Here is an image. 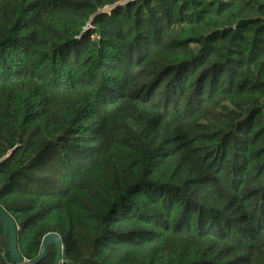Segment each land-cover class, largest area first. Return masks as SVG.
Returning a JSON list of instances; mask_svg holds the SVG:
<instances>
[{
    "label": "trees",
    "instance_id": "16d2710c",
    "mask_svg": "<svg viewBox=\"0 0 264 264\" xmlns=\"http://www.w3.org/2000/svg\"><path fill=\"white\" fill-rule=\"evenodd\" d=\"M0 209L23 261L264 264V0H0Z\"/></svg>",
    "mask_w": 264,
    "mask_h": 264
},
{
    "label": "water",
    "instance_id": "95a60500",
    "mask_svg": "<svg viewBox=\"0 0 264 264\" xmlns=\"http://www.w3.org/2000/svg\"><path fill=\"white\" fill-rule=\"evenodd\" d=\"M0 221H2L6 227L9 241V249L12 259L16 264H38L43 258L47 250L49 242L54 241L57 244V256L55 264H59L61 260V253L63 249V243L60 236L56 233H50L46 235L42 241V249L39 257L34 261H23L20 255L17 240H16V228L12 218L0 209Z\"/></svg>",
    "mask_w": 264,
    "mask_h": 264
}]
</instances>
